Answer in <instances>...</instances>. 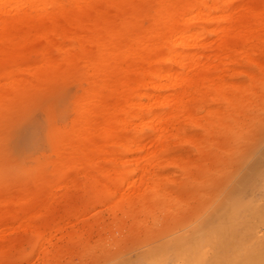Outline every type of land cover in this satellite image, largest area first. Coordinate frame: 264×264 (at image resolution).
Instances as JSON below:
<instances>
[{"label":"rangeland","instance_id":"1","mask_svg":"<svg viewBox=\"0 0 264 264\" xmlns=\"http://www.w3.org/2000/svg\"><path fill=\"white\" fill-rule=\"evenodd\" d=\"M131 1L93 13L105 24L100 15L109 11L119 24L117 14L130 17L154 0ZM226 12L230 18L205 37L208 47H198L203 67L183 69L186 82L164 90L173 102L161 109L176 114L168 148H155V125L132 120L127 128L146 146L95 150L107 161L93 165L59 163L70 153L53 149L48 135L54 122L60 143L70 142L76 100L97 78L79 59L75 21L62 20L66 30L48 38L34 33L54 25L37 19L46 13L40 6L0 12V264L137 263L264 164V0H236ZM15 66L24 81L16 92L4 75ZM249 180L243 196L262 197L263 182Z\"/></svg>","mask_w":264,"mask_h":264},{"label":"bare ground","instance_id":"2","mask_svg":"<svg viewBox=\"0 0 264 264\" xmlns=\"http://www.w3.org/2000/svg\"><path fill=\"white\" fill-rule=\"evenodd\" d=\"M235 1L154 0L148 4L143 1L130 17L123 15L125 18H120L121 12L117 14L116 18L121 19L119 24H113L110 20L115 16L105 10L100 15L105 19L103 24L93 13H96L95 8L112 4L128 7L134 2L0 0V12L9 6L15 9L24 5L40 6L46 13L38 14L37 19H51L54 25L34 33L48 38L54 31L62 33L66 30L63 29L62 20L75 21L71 31L82 42L79 59L97 75L92 85L76 100L74 118L68 129L70 142L62 145L55 123H50L48 135L49 141H53V149L70 153V157L59 159V163H103L107 160L98 158L96 152L119 146L142 150L146 145L139 135L127 128L132 120L137 125H155L158 135L155 148L165 149L169 145L167 140L174 137L176 114L162 111L161 108L173 102V93L166 94L164 90L186 82L183 69L203 67L198 47H208L209 42L205 37L213 32L212 24L228 20L230 16L226 7ZM1 33L5 31L1 30ZM49 46H43L44 55ZM14 48L17 47L12 50ZM16 67L4 71V75L13 83L14 92L24 83ZM202 74L199 70L194 78ZM99 132L105 135L103 142L96 139ZM88 149H92L89 157L81 158V153ZM260 160L264 161L263 153ZM250 176L254 180L255 177L259 178L264 185V164L243 175L239 184L209 209L201 221L168 241L148 247L140 254L141 260L136 262L264 264V194L258 198L243 196L251 187L249 184L253 185ZM239 209L243 211L237 215ZM137 263L134 261L133 264Z\"/></svg>","mask_w":264,"mask_h":264},{"label":"clouds","instance_id":"3","mask_svg":"<svg viewBox=\"0 0 264 264\" xmlns=\"http://www.w3.org/2000/svg\"><path fill=\"white\" fill-rule=\"evenodd\" d=\"M242 209L237 210V215H239L240 212H242Z\"/></svg>","mask_w":264,"mask_h":264}]
</instances>
